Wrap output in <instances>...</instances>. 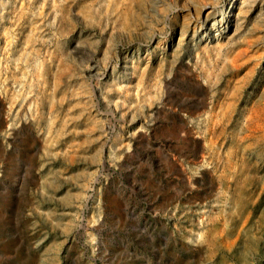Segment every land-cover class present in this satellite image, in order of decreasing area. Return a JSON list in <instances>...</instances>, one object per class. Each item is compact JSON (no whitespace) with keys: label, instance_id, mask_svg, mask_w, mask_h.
Returning a JSON list of instances; mask_svg holds the SVG:
<instances>
[{"label":"rangeland","instance_id":"374dc122","mask_svg":"<svg viewBox=\"0 0 264 264\" xmlns=\"http://www.w3.org/2000/svg\"><path fill=\"white\" fill-rule=\"evenodd\" d=\"M232 2L0 0V264H264V0Z\"/></svg>","mask_w":264,"mask_h":264},{"label":"bare ground","instance_id":"6f19581e","mask_svg":"<svg viewBox=\"0 0 264 264\" xmlns=\"http://www.w3.org/2000/svg\"><path fill=\"white\" fill-rule=\"evenodd\" d=\"M232 4H233L232 0L231 1L229 0L228 6H231ZM211 9H212V7H203V9H202V12L205 13V18H204L202 24L204 25V29L206 31L208 30L209 25L210 26H212V25H217V26L221 25L222 26L226 21L225 20V18L227 16L226 13H228L227 10H225L224 13L222 12V15H220V16L217 15V16L211 17L210 16V10Z\"/></svg>","mask_w":264,"mask_h":264}]
</instances>
